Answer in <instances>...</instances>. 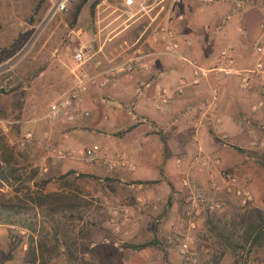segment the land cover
<instances>
[{
    "label": "rangeland",
    "instance_id": "374dc122",
    "mask_svg": "<svg viewBox=\"0 0 264 264\" xmlns=\"http://www.w3.org/2000/svg\"><path fill=\"white\" fill-rule=\"evenodd\" d=\"M91 1L83 4L70 27L68 17L75 1L65 11L48 16L52 0H0V66L10 63L13 77L11 90L0 93V136L13 151L16 160L14 166L19 169L22 180L31 169H36L33 180L13 182L10 186L3 183L0 191L5 198L14 193L20 195L27 187L33 189V182L45 178L49 180L44 190H54L59 177L68 170H74L73 177L79 194L87 205L80 209L81 218L73 213L71 218L65 220L68 221V228H71L69 232L77 239L72 250L91 264H232L236 255L242 256V264H264V243L247 253L238 251V254H233L220 244L217 235L218 229L229 228L231 221L244 210L257 207L264 211V146L246 145L250 137H258L259 131H253V135L248 133L243 146H237L225 138L221 148L225 157L232 154L236 158L235 162L221 166L238 170L241 181L250 190V201L241 204L231 195H221L222 209L212 212L201 210L193 218L194 228H189L182 212L181 180L188 176L202 187L205 177L186 174L185 162L181 161L183 168L176 167L174 162L162 168L159 162H151L141 153L139 167L134 171L124 168L109 170L99 163L84 160L83 151L86 148L103 147L93 145L91 138L99 141L104 131L121 132L106 124L111 117L104 105L111 104V98L104 96L111 87L109 84L104 85L101 96H96L95 101L100 104L97 109L93 110L94 105H87L83 100L85 98H82V107L92 112L97 126L87 125V120L66 124L61 121L48 123L40 118L47 103L70 86V69L75 65L71 53L79 42L91 41L94 47L99 41L104 43L106 58L102 57L96 65L94 57L86 67L90 71L105 69L120 62L132 52V44L139 37L141 47L151 51L161 50V43L147 39L148 30H145L149 21L145 13L151 15L157 7L151 9L147 6L137 11L140 0H135L130 7L124 6L122 0H99L90 8ZM151 1L146 0L145 4ZM179 12L183 18L173 22V32L179 41L185 37L191 38L189 46L180 42V49L200 66L216 65L219 52L224 48L230 50L234 59L238 57L241 61L245 57L246 67L252 66L258 58L253 53V47L263 32L264 0H182ZM191 26L195 29L193 32L188 29ZM260 58L264 64V54ZM162 61L176 66L180 63L183 65L182 75L189 78L190 68L184 61L169 58ZM224 80L226 78L221 75L209 74L208 82L197 96L204 93L209 85H218V89L222 90L227 83L231 84ZM257 85L264 88L260 78L254 90L258 93L261 91V97L249 101V104L251 108L261 102L257 116L252 118L260 125L264 120L261 109H264V89L262 91ZM96 88L91 86L90 94L96 93ZM124 93L126 96L122 97L121 102L130 101L132 94ZM108 94L114 97V93ZM199 100H194L196 107ZM19 101L21 106L18 109ZM249 104L247 102L238 109L244 111ZM101 120V125L107 126L99 125ZM138 124L135 122L126 129L129 132L125 150H129L137 134L154 133L162 139L161 131L152 123L133 128ZM2 125L7 127L6 130L2 129ZM25 133H29V136ZM81 138L86 141H81ZM52 148H67L73 154L61 158L51 152ZM145 155L150 157L149 152ZM43 167H46L45 171ZM192 170L190 172L197 175ZM58 216L64 218L60 214ZM17 220L35 221L38 236L51 240V220L40 211L28 207L15 218L14 223L0 221L2 264L22 263L29 232ZM185 236L190 237L187 248L194 253L191 257L179 251ZM6 254L10 255L8 259L4 258ZM44 264L83 263H70L66 259L65 249L59 246L55 256Z\"/></svg>",
    "mask_w": 264,
    "mask_h": 264
},
{
    "label": "built area",
    "instance_id": "2783aa9c",
    "mask_svg": "<svg viewBox=\"0 0 264 264\" xmlns=\"http://www.w3.org/2000/svg\"><path fill=\"white\" fill-rule=\"evenodd\" d=\"M75 0H52L48 16H53L57 12L65 11L68 6ZM146 0H140L137 11L149 6L151 9L157 7L155 13L148 16V23L145 30H148L146 38L152 41H159L162 45L161 50L151 51L141 47L139 37L132 44V52L123 58L120 62L108 66L105 69L90 71L87 67L96 55L95 47L91 41L79 42L72 50L71 57L75 65L70 69L72 82L70 86L63 92L59 93L55 98L46 105L41 119L48 123L63 122L66 124H75L85 120L90 111L82 107L83 95L91 86L99 87L107 83L108 78L115 74L129 73L132 71L145 72L153 63L155 55H164L175 59L176 61H184L190 68V82L198 83L201 79L206 78L209 74L221 75L223 77H234L237 86L246 89L251 85V81L258 77L264 83V64L261 56L264 54V24L262 34L258 41L254 44L253 53L258 57L250 67H237L230 50L224 48L219 52V62L210 67H203L197 64L193 59L186 57L180 49V42L189 46L191 38L185 37L181 41L175 36L172 24L174 21L182 20V13L179 12V6L182 0H152L145 4ZM135 0H122L126 7L134 4ZM135 13H132V15ZM189 31H194V27H188ZM97 65V64H96ZM185 81L175 86L161 87L157 86L151 94L152 106L158 109L162 104L167 103L174 96L182 92ZM13 86L12 65L3 63L0 66V93L11 90ZM219 102V91L216 86H212L208 90V94L202 102V115L212 116L217 109ZM261 104V103H260ZM255 109V107H253ZM198 123L194 121L192 126ZM2 129L6 130V126L2 125ZM29 136V133H25ZM249 145L263 146L262 141L257 136L250 138ZM51 152L58 157H71L73 152L67 148H52ZM83 158L88 162H96L111 170L114 168L132 169L133 165L127 162L120 154L108 156L99 154L95 148H86L83 151ZM189 160V164H199V169L204 170L205 183L198 186L188 176L181 180L182 186V212L187 220L189 228H194V216L201 210L212 212L221 210L223 207L221 195H231L238 199L241 204H246L251 199L249 188L243 184L241 177L236 168L222 167L220 157L218 155L195 154ZM176 165L181 164L179 158L175 159ZM43 171L46 167L42 168ZM10 227V225H8ZM190 241L189 236H185L179 246V251L187 257H191L194 253L189 251L187 244ZM20 264H44L38 260L33 263L22 262Z\"/></svg>",
    "mask_w": 264,
    "mask_h": 264
},
{
    "label": "crops",
    "instance_id": "0c3cea01",
    "mask_svg": "<svg viewBox=\"0 0 264 264\" xmlns=\"http://www.w3.org/2000/svg\"><path fill=\"white\" fill-rule=\"evenodd\" d=\"M97 39L99 40L98 36ZM103 44V41L102 43L99 41L97 47H95L96 55L94 64H99L102 57L106 58ZM168 58L172 59L167 56L161 57L155 55L153 63L145 72L132 71L126 75L120 73L108 78L106 84L111 86L108 89V93H114V97L108 93H104V96L111 98V104L108 103L110 105L104 104L106 106L105 108L108 109V114L111 115L108 119L111 123L106 120V124H108V126H113L116 131L118 130L121 132L111 133L109 131H104L102 133L103 137L99 138V141L91 138L90 142L93 143V145L103 146L101 149L95 148L99 154H106L110 157L120 154L127 162L133 165L132 169L134 171L139 167L138 161L142 159L141 153H144V157L146 156L149 161L159 162L162 168L168 167L172 162H174L177 167L175 159L179 158L181 161L185 162L186 174L191 173L193 176H197V178L199 176V178H201V176H204V170L199 169V164H189L190 157L195 154H205L209 156L218 155L221 161L220 165L222 166L229 162H235L236 158L234 155L227 154L225 157L222 152L221 148L222 145H224L223 141H225V138L237 146H240V144L243 146L248 133L253 135V131H259L258 137L264 146V120L260 122V125H257L259 121H253L254 119H252L257 116L256 113L257 110L260 109L261 102H257L255 105H252L251 108L249 104V101L261 97V91L258 93L254 90L258 77L254 78L251 81L250 87L246 89L237 86L234 77H224L226 78L224 82H231V84L227 83L225 88L222 87V90L218 89L219 102L214 114L212 116H203V99L208 94L209 88L215 86V84L212 86L209 85V88L204 91V93L202 92L201 95L197 96L203 85L205 87V83L208 82V76L201 79L198 83H191L190 75L189 78H185L182 75L181 68L183 65L178 63V67L162 61V59L166 60ZM241 59V61L238 57L234 59L236 66L246 67V58L244 57V59ZM148 73L150 75H148ZM182 81H185V83L179 95L174 96L167 103L162 104L158 109L153 108L151 94L155 87L175 86ZM106 84L104 85L106 86ZM104 85L97 87L96 93L90 94L92 90L89 88L83 95V98H85L83 100H85L87 105H94L93 110L100 106L95 100L97 95L101 96L103 94ZM257 86L260 87L259 85ZM216 87L218 88V85ZM260 88L263 91L264 88ZM118 90H121V92H118ZM114 91L117 92L115 93ZM124 92L132 94L130 101L121 102L122 97L126 96ZM199 98L200 100L196 107L193 103L194 100L197 101ZM247 102L249 104L248 108L246 107V110L240 111L238 108L241 106L244 107ZM253 107H255V109ZM236 109L238 114L236 113ZM261 109L264 111L263 108ZM105 118L106 117H104V119ZM85 120H87V125L93 124L97 126L96 118H94L92 112ZM194 121L198 123L196 126H192ZM102 122L101 120L99 125H101ZM135 122L139 124L133 128H137L145 123H152L161 131L162 139L154 133H148L143 136L137 134L129 150H125L126 145H128L126 139L129 132V130L126 131V129L132 124H135ZM106 124L101 126H107ZM122 130H125V132ZM250 138L246 141V145H249ZM82 140L86 141L85 138H81V141ZM96 140L98 142H96ZM99 142H103V144ZM147 152H149L150 157L145 155ZM183 162L178 166L183 168ZM191 169H193L192 171L197 173V175L190 172ZM137 172L135 174H137ZM138 174H140V171Z\"/></svg>",
    "mask_w": 264,
    "mask_h": 264
},
{
    "label": "trees",
    "instance_id": "16d2710c",
    "mask_svg": "<svg viewBox=\"0 0 264 264\" xmlns=\"http://www.w3.org/2000/svg\"><path fill=\"white\" fill-rule=\"evenodd\" d=\"M86 1L75 0L68 17V25L70 27L75 23L81 7ZM98 1H91L90 8ZM17 106L19 109L21 106L20 101ZM15 163L13 151L4 144L0 136V185L4 183L10 186L13 182L34 179L36 169H31L27 177L22 180L21 173L18 172L19 169L14 166ZM74 173L75 171L71 169L62 174L54 190H44V186L49 180L45 178L37 183L33 182L34 188L30 189L27 187L20 195L14 193L10 197L5 198V194L0 191L1 222L14 223L15 218L20 213L25 212L28 207L40 211L51 220V240L38 236L39 232H36L35 221L17 220L20 222V226L29 232L22 262L33 263L38 260L46 263L55 256L58 247L62 246L66 251V259L70 263L82 262L83 264H91L89 261H84L82 257H78L72 250L71 247L76 244L77 239L76 236L69 232L71 228H68V221L65 220V218H71L73 213L78 218H81L80 209L87 205L86 200L79 194V187H77L75 177H73ZM85 176L99 178L91 174H86ZM59 214L64 218H59ZM218 230L219 242L223 247L230 249L233 254L234 252L238 254V251L247 253L252 248L261 246L264 243V211L257 207H250L236 215L231 221L229 228L221 227ZM17 240L19 241L20 239L18 238ZM9 256L6 254L4 258L8 259ZM236 256L237 258L233 259L232 264H242L244 261L242 256ZM2 261L0 259V264H2Z\"/></svg>",
    "mask_w": 264,
    "mask_h": 264
}]
</instances>
